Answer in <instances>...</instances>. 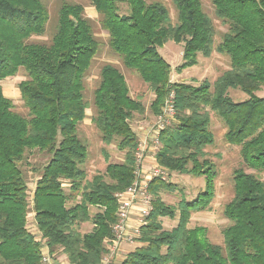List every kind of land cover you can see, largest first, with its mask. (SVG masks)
I'll use <instances>...</instances> for the list:
<instances>
[{
	"label": "trees",
	"instance_id": "16d2710c",
	"mask_svg": "<svg viewBox=\"0 0 264 264\" xmlns=\"http://www.w3.org/2000/svg\"><path fill=\"white\" fill-rule=\"evenodd\" d=\"M90 2L108 48L153 93L152 116L161 113L174 92L176 123L159 134L157 164L203 180L194 199L181 194L176 205L165 204L159 195L175 190L174 184L160 179L150 183L152 210L140 228L141 246L121 264H264V97L256 95L264 87V0H211L215 18L227 26L216 46L214 26L200 0H172L174 24L159 1ZM47 21L42 0H0V82L24 70L27 78L18 90L28 111L27 117L15 112L0 85V264H42L43 246L54 260L60 254L69 264H101L116 222V195L134 179L138 139L130 121L145 114V108L130 97L117 68H100L93 122L102 143H114L124 160L110 163L103 150L104 174L87 180V150L77 125L86 118L83 81L99 43L81 5L63 3L49 42H29L46 33ZM167 42L182 45L178 72L213 51L226 57L229 67L213 83L171 82V66L159 53ZM230 90L247 98L233 101ZM212 115L221 120L224 145L238 148L241 163L232 171L234 194L223 208L228 222L223 248L207 241L203 227H188L191 213L209 209L215 196L218 169L206 155L214 142ZM34 150L49 157L30 204L20 163ZM30 205L37 234L27 228ZM90 208L97 212L91 214ZM165 218L176 219V225L164 230ZM84 223L92 228L81 234L78 228Z\"/></svg>",
	"mask_w": 264,
	"mask_h": 264
},
{
	"label": "rangeland",
	"instance_id": "374dc122",
	"mask_svg": "<svg viewBox=\"0 0 264 264\" xmlns=\"http://www.w3.org/2000/svg\"><path fill=\"white\" fill-rule=\"evenodd\" d=\"M159 1L163 3L170 14L172 24L176 21V11L173 7L172 0H146V2ZM48 12V21L46 23V33L43 36H33L29 39L31 43H48L52 33L57 27L58 12L63 3L78 4L83 7L84 16L89 21L95 39L99 43V50L92 60L89 72L84 78V100L87 103L86 118L77 125V136L85 145L87 150V160L84 164L86 171V179L90 180L95 174H104L106 160L103 156V150H106L109 155L110 163H121L124 160V153L117 150L113 143L106 146L102 143L99 133L94 125L95 108L93 106V92L97 88L100 77L99 71L104 64H111L117 68L125 77L129 88V95L133 99L141 101L145 108V114L139 116L135 114L134 119L130 121V126L138 135L145 134V130L153 123L154 116L151 115L149 105L153 99V93L150 88L144 84L140 77L132 70L124 68L120 58L115 55L107 46V34L100 28V16L92 7L90 0H42ZM203 11L211 19L214 26V45L216 46L221 36L227 31V26L222 25L214 16L211 0H200ZM182 45L173 42H167L163 47L159 48V53L163 59L171 66L170 80L171 82H184L192 85H198L206 80L210 83L216 80L229 67V62L226 57H223L212 52L210 57L198 55V63L190 68L184 69L181 72L176 71V68L181 64ZM15 77H9L0 82L3 95L11 99L14 105V111L20 115L27 117L28 111L25 108L23 101L20 98L18 84L25 80L26 74L23 69H19ZM258 97H264V87L257 92ZM229 96L233 101H242L247 98L245 94L239 90H230ZM176 123V122H175ZM221 120L212 115L210 129L213 132L214 142L207 149V157L211 159L218 169V177L216 180L215 196L210 203L209 209L191 213L188 227L194 228L201 226L205 229V237L211 244L224 247L222 231L227 227L228 222L223 217L224 205L233 197V185L231 183L232 171L241 166L238 157V148L224 145L222 137L224 129L221 126ZM151 127V126H150ZM148 132L145 137L148 136ZM144 137V135H143ZM139 138V137H138ZM220 145L218 147L217 145ZM217 146V147H214ZM211 147V148H210ZM212 147H214L212 149ZM48 155L38 150L30 151L26 154L25 160L20 163V168L25 176L27 183V194L31 204V193L34 189L35 182L42 172V168L46 165ZM162 169L166 172L164 175L166 183H172L175 190L172 192H159L161 200L168 205H176L182 196L187 200H192L200 192L203 187L202 177H194L186 174H178L169 172L166 168ZM246 172H252L247 170ZM264 180V175L262 176ZM66 192L69 191V185L63 184ZM153 198L152 194L150 193ZM79 197H77L78 200ZM91 214L97 212L96 208H90ZM34 213L31 211L27 216V228L30 232L37 234L34 222ZM164 230H170L176 225V219H162ZM146 223V220H145ZM91 223L82 224L78 230L81 234L91 230ZM39 238V237H37ZM135 247L141 246L140 243L135 244Z\"/></svg>",
	"mask_w": 264,
	"mask_h": 264
},
{
	"label": "built area",
	"instance_id": "2783aa9c",
	"mask_svg": "<svg viewBox=\"0 0 264 264\" xmlns=\"http://www.w3.org/2000/svg\"><path fill=\"white\" fill-rule=\"evenodd\" d=\"M175 123L174 92L168 94L161 113L154 116L153 123L148 127V136L138 139L135 152L134 179L123 191L116 195V222L112 226L111 239L107 241V253L101 264H110L115 257L120 244H138L140 228L145 225V220L152 210V197L149 186L154 179L165 181V171L158 164L151 168H144L146 156L156 158L161 144L159 134L162 130ZM135 215V223L130 225V217ZM42 264H54V259L49 255L45 246L41 248Z\"/></svg>",
	"mask_w": 264,
	"mask_h": 264
},
{
	"label": "crops",
	"instance_id": "0c3cea01",
	"mask_svg": "<svg viewBox=\"0 0 264 264\" xmlns=\"http://www.w3.org/2000/svg\"><path fill=\"white\" fill-rule=\"evenodd\" d=\"M134 131V130H133ZM145 134L147 133V130H145ZM136 136L139 137V139H142L145 137V134H137L135 132ZM144 135V137H143ZM157 165L156 158L152 156H146L143 162V167L144 168H151L152 166ZM135 223V215L133 214L130 217V225H133ZM35 228H33L34 230ZM135 244H127V243H122L120 244V247L118 248V251L116 252L115 257L112 259L110 264H121L126 255L129 252H132L136 247L134 246ZM54 264H69L67 261L66 257L64 255L58 254L57 259L54 261Z\"/></svg>",
	"mask_w": 264,
	"mask_h": 264
}]
</instances>
